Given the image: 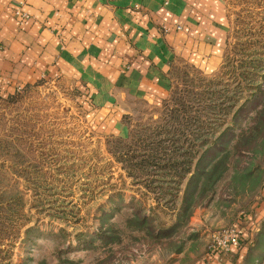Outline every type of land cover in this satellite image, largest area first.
<instances>
[{"label": "rangeland", "instance_id": "374dc122", "mask_svg": "<svg viewBox=\"0 0 264 264\" xmlns=\"http://www.w3.org/2000/svg\"><path fill=\"white\" fill-rule=\"evenodd\" d=\"M221 1L219 67L176 63L161 102L129 99L123 135L64 79L0 93L3 263L194 264L251 216L242 264H264V0ZM127 152L168 166L129 176Z\"/></svg>", "mask_w": 264, "mask_h": 264}, {"label": "crops", "instance_id": "0c3cea01", "mask_svg": "<svg viewBox=\"0 0 264 264\" xmlns=\"http://www.w3.org/2000/svg\"><path fill=\"white\" fill-rule=\"evenodd\" d=\"M227 33L221 0H0V93L64 79L123 135L129 99L161 102L176 63L218 68ZM248 238L194 264H242Z\"/></svg>", "mask_w": 264, "mask_h": 264}, {"label": "trees", "instance_id": "16d2710c", "mask_svg": "<svg viewBox=\"0 0 264 264\" xmlns=\"http://www.w3.org/2000/svg\"><path fill=\"white\" fill-rule=\"evenodd\" d=\"M176 70H177V66L176 65H174L173 67H172V69H171V71H170V74L171 73H173V72H176ZM159 133V132H158ZM159 135H162V134H159ZM167 136H169V133H167ZM158 141H160V140H158ZM164 141V140H163ZM159 148V147H158ZM158 148H155V150L154 151H156V149H158ZM160 149H162V151L161 152H164V154L166 153V149H165V147L163 148V147H161ZM143 151V153H142V155H144V151L145 150H142ZM127 154H128V156L129 157H127V158H124V156H115V160L116 161H118V162H123V163H125V167L126 168H129L130 169V171L131 172H128V175L129 176H131L132 175V171L133 170H135V169H138V170H140V169H144V168H146L148 165L149 166H153V167H156L155 165H159V167L161 168V169H166L167 168V166L168 165H166L165 163H162V164H158L159 162H157V161H150V160H148V159H146L145 160V158L144 157H141V158H139V160L137 161V156H132V155H129V153L127 152ZM148 157H152V158H163L162 156H161V154L160 155H158V153L157 152H155V153H148V155H147ZM129 159V160H128ZM134 159H136L135 160V162H133L134 161ZM190 162V160H187V165H186V167L185 168H183V175H185V174H188V173H190L191 172V162ZM176 166H177V164L175 163V162H173V163H171L170 164V166H169V168H171L172 170H175L176 169ZM1 206V205H0ZM6 220H10L9 219V217L8 216H5V217H1L0 216V240L2 239V237H4V235H6L7 233H8V230H7V228H9L12 224H10V223H8ZM8 223V225H6ZM249 224H251V222H249ZM19 229H13L12 228V230H11V235H12V237H13V239H12V241H11V243L9 244V246H10V250H8V254H9V256H8V258L7 259H9V257H10V255L12 254V251H11V249L14 247V239L16 238V237H18L19 236ZM1 242V241H0ZM2 250H0V252H1ZM207 254H208V251H207ZM207 254H206V256H207ZM205 256V257H206ZM0 264H11V261L10 260H8L7 262H4L3 263V260L0 258Z\"/></svg>", "mask_w": 264, "mask_h": 264}, {"label": "built area", "instance_id": "2783aa9c", "mask_svg": "<svg viewBox=\"0 0 264 264\" xmlns=\"http://www.w3.org/2000/svg\"><path fill=\"white\" fill-rule=\"evenodd\" d=\"M18 14L25 16L21 11H17ZM252 219L250 216H245L242 223L231 225L228 227L220 228L213 232L212 239L208 247V256H215L229 253L231 250L239 248L243 240L248 236V224L249 220ZM251 225V224H250ZM249 239V238H248Z\"/></svg>", "mask_w": 264, "mask_h": 264}]
</instances>
